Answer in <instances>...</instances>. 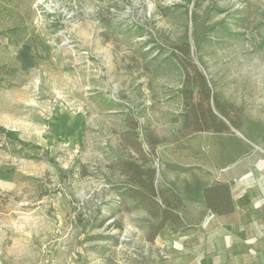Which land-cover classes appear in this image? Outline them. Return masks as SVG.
Returning <instances> with one entry per match:
<instances>
[{
	"label": "rangeland",
	"instance_id": "1",
	"mask_svg": "<svg viewBox=\"0 0 264 264\" xmlns=\"http://www.w3.org/2000/svg\"><path fill=\"white\" fill-rule=\"evenodd\" d=\"M24 12L15 41L33 59L0 86V264H186L179 236L207 214L188 184L264 189V0H28ZM208 109L224 130L199 121ZM139 147L158 188L184 196L179 225L154 239L158 221L120 203L121 161Z\"/></svg>",
	"mask_w": 264,
	"mask_h": 264
},
{
	"label": "crops",
	"instance_id": "2",
	"mask_svg": "<svg viewBox=\"0 0 264 264\" xmlns=\"http://www.w3.org/2000/svg\"><path fill=\"white\" fill-rule=\"evenodd\" d=\"M25 1L28 0H0V86L3 88L17 82L18 68L25 60L30 63L33 59L30 46L15 41L21 33L19 20L29 16L24 12ZM18 2L24 3L23 10L18 9ZM219 183L230 185L233 208L219 214L206 207V216L194 230L179 236L186 264H264V189L245 188L241 180L234 184Z\"/></svg>",
	"mask_w": 264,
	"mask_h": 264
},
{
	"label": "trees",
	"instance_id": "3",
	"mask_svg": "<svg viewBox=\"0 0 264 264\" xmlns=\"http://www.w3.org/2000/svg\"><path fill=\"white\" fill-rule=\"evenodd\" d=\"M186 54H189V48L186 46ZM201 95H205L206 98H210L209 88L207 86L204 75L200 74ZM209 110V116L205 112L202 114L197 113L199 121L209 120V123L218 125L217 130H224L226 125L222 120H218V117ZM221 125V126H219ZM198 129H205L201 127ZM140 152L139 159H130L121 161V171L126 177V184L123 183L119 187L120 191V203L126 210L131 209L129 201L134 205L143 209L150 219L158 221L157 224H152V233L150 238L154 239L162 230V228L171 221L176 226L179 225L182 217L179 213L180 206L184 203L183 193L179 188L172 190V196L167 195L168 192L165 189L160 190L155 183L157 170L152 166L150 156L143 152L142 148H138ZM153 152V150H152ZM175 168L173 165H169ZM170 191V190H168ZM190 191L202 193L205 199L206 207L216 213H228L233 208V198L231 197V188L228 183H219L215 185H203L199 182L194 184H188L185 188L186 194Z\"/></svg>",
	"mask_w": 264,
	"mask_h": 264
}]
</instances>
